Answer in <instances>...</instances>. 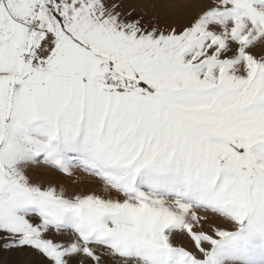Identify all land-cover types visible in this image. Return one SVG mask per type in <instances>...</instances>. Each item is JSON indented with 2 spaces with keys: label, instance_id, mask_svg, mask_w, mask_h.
<instances>
[{
  "label": "snow or ice",
  "instance_id": "1",
  "mask_svg": "<svg viewBox=\"0 0 264 264\" xmlns=\"http://www.w3.org/2000/svg\"><path fill=\"white\" fill-rule=\"evenodd\" d=\"M0 264H264V0H0Z\"/></svg>",
  "mask_w": 264,
  "mask_h": 264
},
{
  "label": "rangeland",
  "instance_id": "2",
  "mask_svg": "<svg viewBox=\"0 0 264 264\" xmlns=\"http://www.w3.org/2000/svg\"><path fill=\"white\" fill-rule=\"evenodd\" d=\"M43 171H44L43 169H39V168L33 169L34 173H40ZM78 179H79V183L73 186L75 190L81 191V192H88L92 190L95 182L92 181L91 178L87 177L84 174H79Z\"/></svg>",
  "mask_w": 264,
  "mask_h": 264
}]
</instances>
